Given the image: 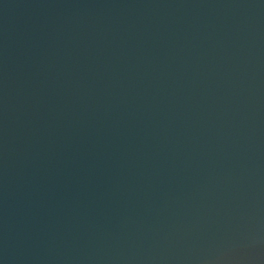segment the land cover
I'll list each match as a JSON object with an SVG mask.
<instances>
[{"label": "water", "instance_id": "water-1", "mask_svg": "<svg viewBox=\"0 0 264 264\" xmlns=\"http://www.w3.org/2000/svg\"><path fill=\"white\" fill-rule=\"evenodd\" d=\"M0 264H264V0H0Z\"/></svg>", "mask_w": 264, "mask_h": 264}]
</instances>
